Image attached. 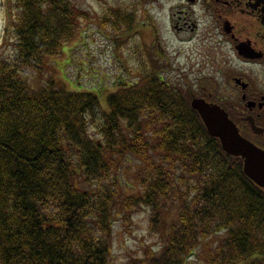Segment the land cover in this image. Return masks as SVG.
Listing matches in <instances>:
<instances>
[{
	"label": "trees",
	"instance_id": "obj_1",
	"mask_svg": "<svg viewBox=\"0 0 264 264\" xmlns=\"http://www.w3.org/2000/svg\"><path fill=\"white\" fill-rule=\"evenodd\" d=\"M5 13L1 264H111L115 218L141 206L165 239L142 264H188L217 233L205 263L264 264V187L208 132L190 93L157 70L110 91L108 108L94 91L54 80L36 88L28 77L88 13L76 0H9ZM112 17L124 22L121 12ZM130 173L139 190L125 194Z\"/></svg>",
	"mask_w": 264,
	"mask_h": 264
},
{
	"label": "rangeland",
	"instance_id": "obj_2",
	"mask_svg": "<svg viewBox=\"0 0 264 264\" xmlns=\"http://www.w3.org/2000/svg\"><path fill=\"white\" fill-rule=\"evenodd\" d=\"M76 3L88 13V18L82 20L81 30L64 42L59 53L48 58L42 71H34L28 77L34 87L54 80L56 85L66 89L94 91L101 105L108 108L106 97L110 91L157 70L167 82L192 96L223 104L236 119H240L236 114L249 113L242 106L241 86L234 76L248 69L254 73L256 66L233 61L224 63L223 53L227 51L216 52L218 49L202 31L193 39L181 42L182 37L192 32L182 34L174 28L175 17L168 11L176 0L153 3L148 0H76ZM8 7L9 0H0V43ZM114 11L122 13L124 22L119 26L112 17ZM129 14L134 20L130 26L125 24ZM132 173L128 178L132 186L125 183V194L139 190ZM120 214L113 227L111 264L147 262L148 254L158 247L161 249L165 241L153 228L148 208L137 207L130 217ZM176 217L174 208L168 220ZM222 236L223 233H217L205 239L187 263L207 264L202 259L203 251L215 246Z\"/></svg>",
	"mask_w": 264,
	"mask_h": 264
},
{
	"label": "flooded vegetation",
	"instance_id": "obj_3",
	"mask_svg": "<svg viewBox=\"0 0 264 264\" xmlns=\"http://www.w3.org/2000/svg\"><path fill=\"white\" fill-rule=\"evenodd\" d=\"M169 6L174 28L182 34L192 32L181 42L202 31L216 52L227 51L224 63L256 66L254 73L248 69L234 76L240 79L242 106L249 112L246 116L236 114L240 117L236 121L245 136L264 148V0H176ZM247 116L254 119L258 131Z\"/></svg>",
	"mask_w": 264,
	"mask_h": 264
},
{
	"label": "water",
	"instance_id": "obj_4",
	"mask_svg": "<svg viewBox=\"0 0 264 264\" xmlns=\"http://www.w3.org/2000/svg\"><path fill=\"white\" fill-rule=\"evenodd\" d=\"M253 103V102H251ZM191 105L201 116L208 132L219 138L224 151L243 159L244 173L264 187V148L244 136L227 110L216 102L194 96ZM256 131L254 119L247 117Z\"/></svg>",
	"mask_w": 264,
	"mask_h": 264
}]
</instances>
